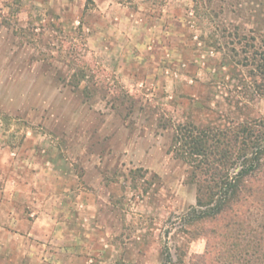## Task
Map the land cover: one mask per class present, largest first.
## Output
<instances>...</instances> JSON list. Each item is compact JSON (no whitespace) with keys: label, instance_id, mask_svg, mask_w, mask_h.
Here are the masks:
<instances>
[{"label":"rangeland","instance_id":"1","mask_svg":"<svg viewBox=\"0 0 264 264\" xmlns=\"http://www.w3.org/2000/svg\"><path fill=\"white\" fill-rule=\"evenodd\" d=\"M217 4L0 0V264H210L209 246L211 264H264V198L242 230L189 225L196 189L170 152L179 124L264 117L222 36L261 46L264 0Z\"/></svg>","mask_w":264,"mask_h":264},{"label":"trees","instance_id":"2","mask_svg":"<svg viewBox=\"0 0 264 264\" xmlns=\"http://www.w3.org/2000/svg\"><path fill=\"white\" fill-rule=\"evenodd\" d=\"M192 1V10L198 18L203 13L209 17L208 12L216 17L224 13L222 5H216V2L223 3L225 0ZM222 36L232 39L228 41L230 45L239 46V49L235 46L231 50L236 58L243 57L236 64L248 74L241 87L244 94L264 100V40L261 46L257 45L256 37L242 34L239 27H234L233 31L224 28ZM218 43L215 41L211 47ZM202 48L206 50L205 45ZM205 52L209 62L217 61L215 51ZM228 59L222 58L221 70L230 69ZM74 79L79 87L88 80V74L82 70ZM91 92L88 87L83 89V94L88 98ZM133 105L135 102L130 100L131 108ZM170 152L186 165V181L196 189V206L188 214L187 224L216 222L224 217V220H228L224 225L227 230L244 229L246 214L257 206L259 199L264 198V117H247L227 125H203L198 121L179 124L174 128ZM227 230L221 234L224 238L221 242L225 245L230 241L232 247L240 249L242 242L233 239ZM210 232V240L219 238L215 230ZM212 255L213 246H209L204 257L210 264ZM172 264L183 263L176 261Z\"/></svg>","mask_w":264,"mask_h":264}]
</instances>
